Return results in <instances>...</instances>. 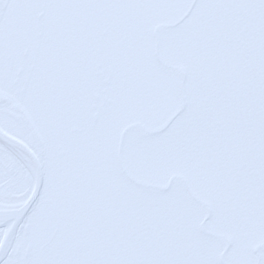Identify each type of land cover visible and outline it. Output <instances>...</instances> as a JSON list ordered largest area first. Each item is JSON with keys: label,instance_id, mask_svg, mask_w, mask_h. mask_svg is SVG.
<instances>
[{"label": "snow or ice", "instance_id": "snow-or-ice-1", "mask_svg": "<svg viewBox=\"0 0 264 264\" xmlns=\"http://www.w3.org/2000/svg\"><path fill=\"white\" fill-rule=\"evenodd\" d=\"M0 264H264V0H0Z\"/></svg>", "mask_w": 264, "mask_h": 264}]
</instances>
